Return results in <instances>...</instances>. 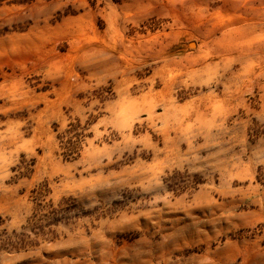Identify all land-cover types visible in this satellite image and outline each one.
Wrapping results in <instances>:
<instances>
[{
  "label": "rangeland",
  "instance_id": "rangeland-1",
  "mask_svg": "<svg viewBox=\"0 0 264 264\" xmlns=\"http://www.w3.org/2000/svg\"><path fill=\"white\" fill-rule=\"evenodd\" d=\"M0 264H264V0H0Z\"/></svg>",
  "mask_w": 264,
  "mask_h": 264
},
{
  "label": "bare ground",
  "instance_id": "bare-ground-1",
  "mask_svg": "<svg viewBox=\"0 0 264 264\" xmlns=\"http://www.w3.org/2000/svg\"><path fill=\"white\" fill-rule=\"evenodd\" d=\"M202 67L205 68V69H209L212 66H211V64L206 63V64H203Z\"/></svg>",
  "mask_w": 264,
  "mask_h": 264
}]
</instances>
